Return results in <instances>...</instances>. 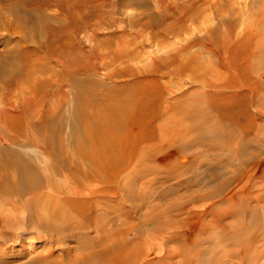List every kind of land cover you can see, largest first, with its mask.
I'll list each match as a JSON object with an SVG mask.
<instances>
[{
  "label": "rangeland",
  "instance_id": "obj_1",
  "mask_svg": "<svg viewBox=\"0 0 264 264\" xmlns=\"http://www.w3.org/2000/svg\"><path fill=\"white\" fill-rule=\"evenodd\" d=\"M16 2L0 0V53L12 58L17 51L26 52L28 59L21 58L23 61L35 65L44 63L50 70L57 69L59 73L64 70L65 78L61 80L58 75L52 74V70L40 73L41 80L48 78L50 81L44 94L46 97L39 103L42 106L36 105L37 97L33 96L27 83L21 82L19 88L6 87L0 83V118L5 112L16 116L9 119L7 125L0 121V127L3 128L5 124L6 132L25 139V133L34 135L37 129L32 126L25 132L20 131L19 115L31 119L32 122H40L46 117L54 121L60 136L70 149L75 146L71 133L78 111L76 87L72 82V75L65 69L59 56L51 53L52 46L75 40L99 55L92 60L93 66L97 65V68L88 73L92 82L91 88L97 92L98 100L105 97L112 103L126 100L130 91L139 90L137 80L140 76L148 81L144 85L147 86L150 81L148 76L155 69L157 61L165 62L164 69L158 71L157 85H160L164 98L161 108L166 110L171 104H180L179 101L186 100L187 96L199 97L206 92V79L214 80V94L221 95L236 90V87L225 83L229 77L225 65L229 55L215 49L212 55L208 48L211 40L214 43L222 40L234 44L254 32L250 38L252 44L264 42V0H52L40 8L24 6L33 12H29L28 8L26 12L21 3ZM10 4L18 6L10 9ZM165 11L169 12V16L163 19L161 16ZM193 11H196L198 17L191 19ZM39 14L41 17L37 18L36 15ZM152 17L159 19V22L149 25ZM43 19L53 25H66L65 30L59 35L43 32V36L36 32L39 21L45 24ZM224 20H229L230 23ZM228 25L232 30L229 36L224 34L226 31L223 33ZM168 26L172 27L169 32L164 29ZM213 26L215 31L221 29V34L214 32L213 36L209 30ZM202 36L207 37L209 43H196L197 38ZM255 56L256 51L247 55L244 65L250 64ZM192 57L195 59L194 64L201 68L202 83L195 82L189 70L180 76L175 73L179 58L189 62ZM254 75L262 76L264 83L263 67L259 66L257 74ZM262 87L264 89V84ZM188 91L191 94L184 96ZM202 100L198 102L199 105L206 104L204 98ZM189 101L198 100L193 98ZM251 109L264 114V95L252 102ZM85 110L91 113L95 109L88 106ZM169 115L170 111H164L156 118L154 126L158 135L151 142L142 143L138 147V151L140 148L145 149L148 159L142 163L135 157L122 170L117 183L115 182L119 192L94 194L98 207L91 219L75 216V210L69 207L66 213L70 220L66 221L68 217L62 216L50 218V222L56 226L46 228L41 225L40 220L46 218L47 205L29 203L32 194L19 197L0 192V264H81L82 262L76 261L78 256L88 252L83 250L87 251H82L83 254L77 251L83 236L87 234L90 238L96 235L95 222L100 224L104 216L111 218V223L119 222L117 215L118 219L128 218L139 231L143 230L151 235L148 240L151 242L147 243L144 256L136 264H264V155L258 151L261 154L257 157L261 160L258 165L243 164L235 154V140L225 142L218 139H198L191 130L184 131L179 127L181 119L189 123L188 117L174 115L173 120L169 121ZM259 121L257 124L260 123L264 128V121ZM127 130L130 131L129 126ZM186 139L193 140L194 144L184 147L182 142ZM146 147L150 148L146 150ZM4 148L24 150L32 153L33 159L36 155V160L42 164L48 163V151L43 147L21 141L13 144L0 134V149ZM180 149L183 152L176 154ZM149 154L153 157L150 158ZM163 157L171 161L164 163L158 159ZM234 162L240 165L245 174L228 183L221 193L193 200L179 216L174 212L164 216L163 221L147 223L146 227L139 225L143 223L144 212L149 209L141 206L142 199L175 186L174 177L179 172L183 173L184 182L197 174L199 177L205 176L193 188L209 192L238 171L233 166ZM153 164L157 167L155 171L150 167L139 174L143 165ZM214 166L220 171V177L215 180L212 179ZM168 177L171 179H167ZM64 178L63 174H56L54 181L63 186L71 185L68 178H65L67 181ZM90 186L86 196H89L87 192L105 185L91 179ZM47 189L45 187L41 192L47 193ZM184 191L186 187L183 185L180 192ZM48 194L56 195L57 192ZM176 198V193H173L163 200H154L153 203H162L164 206ZM48 201L46 197L41 198L42 203ZM179 219H182L181 225ZM243 225H247V228H242ZM60 227L61 230H58ZM177 231H184L183 253L189 259L194 256L192 259L196 261L191 259L181 263L184 255H179L176 251L179 239L173 235ZM169 255L174 256L168 257ZM195 255L198 256L197 259ZM111 262L113 261L103 264Z\"/></svg>",
  "mask_w": 264,
  "mask_h": 264
},
{
  "label": "bare ground",
  "instance_id": "obj_2",
  "mask_svg": "<svg viewBox=\"0 0 264 264\" xmlns=\"http://www.w3.org/2000/svg\"><path fill=\"white\" fill-rule=\"evenodd\" d=\"M51 1L52 0H15L16 4L21 3L20 5L23 8L24 6L32 5L35 6V8H40ZM16 4H10V9H15V7L18 6ZM28 10L29 12H33L32 9L28 8ZM28 10L26 9V12H28ZM71 12L72 11H70V13ZM196 14V11L191 13L190 18L194 19L198 17ZM36 16L39 18L41 14ZM168 16L169 12L167 13L165 11L161 17L165 19L168 18ZM43 20L45 24H43V21H39L38 28H36V32L42 33L43 36V32L59 35L65 30L66 25L57 26L46 22L45 19ZM156 21L158 23L159 19L155 20L154 17H152L151 20H149L150 23H148L152 25ZM224 21L230 23L229 20ZM170 26L165 27V31L168 30L169 32V30L172 29ZM28 28H30L29 25ZM209 30L213 33V36L214 32L219 35L222 31L219 28L215 31L214 26L212 28L209 27ZM224 31H226V33H224ZM231 31V27L228 25L226 30H223V33L229 36L231 35ZM254 34V32H250L246 36L248 38L242 39L234 44L225 43L222 40L214 43V40H211L208 46L212 55H214V49L219 52L228 53L229 59L225 62V65L228 68L229 77L225 83L230 87H236L234 92H226L221 95L214 94V80L206 79L204 82L207 86L206 92H203L199 97L193 96L191 98L187 96L185 98L186 100H180V104H171L172 106L170 105L166 110L161 108V103L164 101V98L160 85H157L159 83L157 77L158 71L164 69L166 65L165 62L157 61L155 69L152 70V73L148 76V80L150 81L147 86L144 85L145 82L148 81L140 76V79L138 78L137 80V84L140 85L139 90L134 89L130 91V95L126 96V100H119L112 103L105 97L98 100L97 92L91 88L92 82L88 73L91 69L95 70L97 68V65L95 67L93 66V58L99 55L96 53L94 54L93 51L87 50L86 47L84 48L75 40L64 41L55 47L52 46L50 49L51 53L59 56L65 69L72 75V82L76 87L75 97L78 104V111L74 117L73 131L71 133V139L75 146L71 149L67 147L54 121L46 119V117L40 122H32L31 119L19 115V120L21 122L20 131L25 132L28 127L32 126L37 129L34 135L25 133L26 138L19 139L18 136L9 134V131L6 132L5 128L7 127L5 124L7 125L8 120L16 116L5 112L2 118H0V121L5 123L3 128L0 127V134L4 135L6 140L13 144L21 141L22 143L28 142L43 147V149L48 151V157H46L48 163L44 162L42 164L41 161L36 160V155L34 157L35 159H33L32 153L30 154L24 150L22 151L15 148L0 149V192L6 195H17L19 197L32 194V199H30L29 203L34 202L38 205H47L46 218L44 217L40 220L41 225L46 228L55 225L50 222V218L62 216L68 217L66 219V221H68L70 216H67L68 213H66V210L69 207L75 210V216L82 217V219L85 220L91 219L98 207L94 194H102L104 192L116 194L119 192V187H115V182L120 177L122 170L128 167V162L135 157H138L142 163L148 159L145 155V149L140 148V151H138V147L142 143L151 142L156 138L157 130L154 126V122L164 111H170V115L167 117L169 121L173 120L174 115H184V117H188L189 123L181 121V119L179 127L184 131L191 130L198 139L201 138L208 141L218 139L225 142L235 140V154L238 159L241 160L243 164L255 163V165H258L259 162H261L260 159H257V157L261 156L260 152L264 155V128L263 125L260 123L257 124V122L259 120L264 121V114L261 111L252 110L251 104L258 97L264 95V89L262 87L264 84L263 77L254 75V73L257 74L259 66L261 68L263 67L264 70V42L257 45L252 44L250 38ZM208 41L210 40L207 37L202 36L197 38L196 43L205 44ZM42 43L43 42H41V44ZM42 45L39 43V46ZM47 47L49 48V46ZM255 51L256 56L253 60H250V64L244 65V62L247 61V55ZM21 58L23 60L28 59L27 53L17 51L12 58H8L6 54L0 53V83L6 87L16 86V88L20 87L19 85L21 82L27 83L28 88H31L30 90L33 91V96L37 97L35 99L36 105H40L39 103L46 97L44 95L46 87L50 84L48 78H45V80H43L44 78L42 80L40 79V73H44L45 70H52V74L58 75V78L63 80L65 78V72L64 70L62 72L60 70L59 73L57 69H55V71L53 69L50 70V67H47L44 63L35 65L34 63L23 61ZM179 59L175 73L180 76L184 74L186 70H189L191 78H193L195 82L199 81L202 83V78L200 76L201 68L199 65L194 64V57H192L189 62L187 59L182 61ZM8 63L10 64L8 65ZM66 76H68V74ZM150 77L152 78L150 79ZM189 94H191V91L186 92L184 96ZM193 98H196L198 101H189ZM203 98L206 104L202 105L200 103L199 105L198 102L200 100V102H202ZM137 99H139V101H137ZM88 106L94 108V112H87L85 108L87 109ZM128 126L130 131L127 130ZM182 143L184 147L194 144L193 140L188 139L184 140ZM149 148L150 147H146V150ZM142 150H144L143 153ZM182 152L183 149H180L176 154L179 155ZM149 155L150 158L153 157L152 154ZM42 158L44 159L45 156ZM158 159H161L164 163L171 161L165 157ZM262 159L264 163V157ZM233 166H235L238 171L225 178L216 188H213V190L209 192L193 188L194 185L201 183V180L206 178L205 176L199 177L197 174L184 182L185 178L183 173L179 172L174 177L176 180L175 186H172L168 190L158 191L155 196H151L150 198L146 197L142 199L141 206H147L149 209L144 212L145 217L142 219L143 223H139V225L146 227L147 223L154 224L157 221H163L164 216L174 212L176 216H179L193 200L204 196H215L221 193L228 183L236 178L243 177L245 174L239 164L236 165L234 162ZM149 168L153 171L157 169L155 164L148 166L143 165L139 170V174L144 173V171H147ZM214 170L215 172L212 179L215 180L220 177V171L217 166H214ZM56 174H63L65 178H68V182H70L71 185L63 186L55 182L54 176ZM91 179L98 180L105 186L98 190L87 192L89 196H86V191L88 189L90 190L91 187ZM167 179H171V177ZM183 185L186 187V191L180 192ZM45 187L48 188L47 193L44 191L41 192ZM55 191L57 192L56 195L48 194L49 192ZM173 193H176V200L169 201L164 206L162 203H153L154 200H163L167 195ZM42 197H46L49 201L42 203ZM118 216L119 215L116 217L119 222L116 221L111 223V218L109 219L106 216L101 219L102 222L100 224L97 223L98 221L95 222L97 224H95L96 226L94 225L96 235L90 238L87 234L84 235L80 246L78 245L80 247V251L79 249L77 250L79 253L87 252L83 250H88V252L87 254L85 253L86 255L78 256L76 260L77 263L103 264L107 261H113L109 264H115V262L117 264H136L139 258L144 256L146 252L145 247L148 242H151L148 241L151 235L143 230L139 231L136 225L131 224L132 222L130 223L128 218L118 219ZM178 222L179 225H181L182 219H179ZM243 227L246 229L247 225H243L242 228ZM59 229L61 230V227L58 228V230ZM101 231L103 234H101ZM173 235L175 238L179 239L178 247H176L178 250L176 251L178 254L181 253L182 256L184 255L183 257L185 258L183 261L182 257L181 263H186L187 260L194 258L193 256L189 259V257L185 256V253H183L184 242L182 239L184 231H177ZM173 256L174 255H169L168 257ZM197 257L198 256L195 255L196 259Z\"/></svg>",
  "mask_w": 264,
  "mask_h": 264
}]
</instances>
